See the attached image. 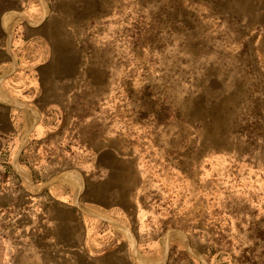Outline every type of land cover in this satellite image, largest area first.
I'll return each mask as SVG.
<instances>
[{
  "label": "rangeland",
  "instance_id": "374dc122",
  "mask_svg": "<svg viewBox=\"0 0 264 264\" xmlns=\"http://www.w3.org/2000/svg\"><path fill=\"white\" fill-rule=\"evenodd\" d=\"M99 159L172 264H264V0H0V264H96Z\"/></svg>",
  "mask_w": 264,
  "mask_h": 264
},
{
  "label": "crops",
  "instance_id": "0c3cea01",
  "mask_svg": "<svg viewBox=\"0 0 264 264\" xmlns=\"http://www.w3.org/2000/svg\"><path fill=\"white\" fill-rule=\"evenodd\" d=\"M96 163L97 167H104L109 172L104 178L98 177L94 182L93 180L88 181L76 190V196L81 197L82 202L87 205L80 210V213L87 219L104 220L102 224L108 228L105 232H109V235L110 232L113 233L115 241L109 240L107 243L111 242V244L108 246H103L101 241L102 248L107 250L100 257H86L88 263L89 260L96 259V264H172L171 255L174 248L173 243L176 240L170 237L164 239L163 236L152 239L141 233L142 230H139L141 213L137 208L138 201L136 204L133 189L132 192L127 191L128 189L122 191L119 166L100 159ZM112 216L115 217L112 218ZM89 226V222L86 221V236L83 241L86 248L89 244L92 245L90 240H86V237L89 238L91 235ZM92 230L95 232L94 228ZM68 244H70L69 241L61 243L62 246ZM191 260L188 264H200L194 258ZM175 264H185V262Z\"/></svg>",
  "mask_w": 264,
  "mask_h": 264
}]
</instances>
